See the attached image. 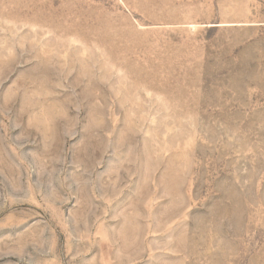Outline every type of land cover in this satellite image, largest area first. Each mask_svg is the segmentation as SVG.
<instances>
[{
  "label": "rangeland",
  "instance_id": "374dc122",
  "mask_svg": "<svg viewBox=\"0 0 264 264\" xmlns=\"http://www.w3.org/2000/svg\"><path fill=\"white\" fill-rule=\"evenodd\" d=\"M0 264H264V0H0Z\"/></svg>",
  "mask_w": 264,
  "mask_h": 264
}]
</instances>
